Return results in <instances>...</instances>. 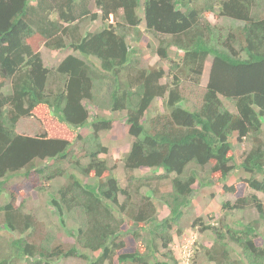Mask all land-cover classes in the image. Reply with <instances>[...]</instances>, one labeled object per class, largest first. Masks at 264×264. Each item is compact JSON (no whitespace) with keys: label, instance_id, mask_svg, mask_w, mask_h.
Wrapping results in <instances>:
<instances>
[{"label":"trees","instance_id":"16d2710c","mask_svg":"<svg viewBox=\"0 0 264 264\" xmlns=\"http://www.w3.org/2000/svg\"><path fill=\"white\" fill-rule=\"evenodd\" d=\"M197 3L0 0V188L20 174H43L46 181L60 178L64 170L61 161L74 163L81 176L95 181L82 185L70 175L49 201L58 215H79L76 244L50 243L45 236L38 239L34 218L22 217L16 193L8 190L10 200L0 208L2 226L18 237L7 239L0 264H18L19 259L24 264H52L74 257L87 260V253L97 254L93 264H177L169 248L171 231L189 205L200 178L196 168L208 167L207 177L224 182L235 168L233 140L243 148L238 166L248 178L240 181L250 195H240L221 208L232 212L252 204L258 218L243 230L229 225L218 229L202 224L200 218L192 226L214 235L212 247L204 252L214 264H264V249L253 241L258 224L264 225V142L259 137L264 126V0ZM211 16L231 19L240 26L222 39L209 21ZM87 19L99 20V28L83 31L80 25ZM140 24L144 32L159 40L155 54L170 63L169 83H161L167 76L162 67L138 69L136 52L127 40L131 37L129 31ZM38 46L51 52L68 49L71 54L48 68ZM170 50L175 59L169 58ZM208 57L211 61L201 101L191 106L180 90L181 79L197 88ZM101 81L108 82L103 106L94 92ZM158 98L165 112L146 121L148 108ZM84 103L98 110L124 113L127 134L132 139L123 158L127 173L139 169L162 171V175L136 185L148 188L139 205L131 202L129 192L119 187L105 161L99 158L107 153L99 143V135L111 130L112 121L99 116L90 120ZM25 118H34L42 126L52 118V123L76 132L74 140L81 142L89 129L87 141L94 146L75 151L72 142L50 136L47 129L33 135L15 132L18 122ZM81 150L86 165L74 160ZM48 160L57 165L37 169V163ZM188 166L195 169L185 175ZM171 175L168 198H159L169 217L158 221L150 198L156 191L149 181ZM207 179H200V183L203 185ZM222 190L237 193L234 185L224 184ZM120 196L124 198L121 203ZM128 219L137 230L134 240L140 238L138 233L144 225L149 227L148 237L145 243L142 238L136 242L132 252H123L124 243L117 240ZM231 245L238 250H232L237 258L228 251Z\"/></svg>","mask_w":264,"mask_h":264},{"label":"rangeland","instance_id":"374dc122","mask_svg":"<svg viewBox=\"0 0 264 264\" xmlns=\"http://www.w3.org/2000/svg\"><path fill=\"white\" fill-rule=\"evenodd\" d=\"M33 1V0H31ZM204 0H198L197 5H202ZM263 6L260 5L259 8ZM91 13L94 12L93 6L90 5ZM262 10V9H261ZM210 23L214 26L218 37H226L229 31H234L238 26L239 22L233 21L231 19L222 17H210ZM80 28L83 31L91 32L96 30L100 26V21H88L83 20L81 22ZM130 38L127 42L130 44L131 48L136 52L135 59L138 60V69H150L153 67H162L165 70V76L161 83H169L171 77L169 75V64L167 60H160L155 54V49L159 45V40L155 37L144 32V25L140 24L137 28L131 29ZM40 52L42 62L44 66L51 68L56 66L65 56L71 54V50L63 49L57 52H51L50 50L44 48L43 46H38L37 48ZM173 50L169 51V58H176ZM211 57H208L206 64L204 66V71L201 76L200 84L197 88L193 87L189 83L181 79L180 90L184 92V96L187 101L193 105H198L201 101L202 90L207 82V73L209 68V62ZM107 81H101L95 87V93L98 95L103 106L105 104L104 99L105 92L107 91ZM4 92H8V87L4 89ZM90 112V120L94 117H103L105 119H110L112 121L111 130L100 133L99 143L101 146L107 149L106 155H99V158L105 161L106 166L110 169V176L117 180L119 187L123 190H127L131 195V202L135 205L140 204L141 197L147 196L148 188L144 185L141 188H136V185L140 182H145V179L154 176L162 175V171H151L148 169H139L131 173H127L123 168V158L129 150L132 139L127 134V125L125 123V115L123 112H111L108 108L97 109L96 106L92 104L84 103ZM165 112V107L163 105L162 99H155L151 103L145 114V120H150L155 117L156 113ZM53 119L45 126L37 124V120L34 118L21 119L17 126L15 127V132L20 133L28 132L30 134H40L45 129L49 131L50 136L56 138H63L72 142V146L75 151L82 147L84 149H90L94 145L92 142L87 141L90 136V131L87 129L82 137L84 142L76 141V132L69 131L65 127L60 126L57 123H52ZM52 131V133H50ZM262 135H260V141L264 142V126L262 127ZM26 134V133H24ZM51 137V138H52ZM232 156L234 163L233 171L228 175L224 182H218L214 179L207 177L208 167L199 169L198 177H200L193 187V192L189 199V205L183 209L182 217L179 220L177 226H174L171 235L172 243L169 245L177 264H214L210 261L205 250L209 249L213 245L214 235L208 233L207 231L201 233L198 229L199 227H193V221L196 218L201 219V223L204 225H211L215 228L221 229L225 225H229L231 228L237 230H243L252 221L257 220L258 215L252 204L247 205L243 210L228 212L221 208L223 203L229 202L233 203L236 197L249 196V189L245 186V183L240 181V179L248 178L247 174L239 168V156L242 152V145L235 140L232 141ZM78 159L79 165H86L87 159L82 158L83 152H79ZM76 152V154H78ZM53 161H46L42 164L37 163V169L41 167H53ZM41 166V167H40ZM60 167H62L63 174L60 178H56L53 181H46L43 179V174H37L35 172L30 173L28 176L17 175L13 176L4 182V185L0 188V208H2L7 202H9L8 190L16 193L17 203L21 206L22 217L28 215L34 218V223L36 225L37 238L45 236V239L50 243L59 242L62 244H76V232L80 227V217L77 213L62 214L58 215L50 206L49 201L52 196H54L57 190L65 185L68 180V176L73 175L82 185H92L95 184L94 179L91 177L85 178L80 175L78 168L74 166V163L61 161ZM193 166H188L185 170V175L190 171L194 170ZM174 175H171L168 179H152L149 181L151 189L156 191L153 197L150 196L151 202L155 209V214L157 220H162L169 217V211L166 206L161 203L159 198H168L171 191L170 179ZM209 178L202 185L200 179ZM216 181V182H215ZM234 185L237 187V193H226L222 190V185ZM258 198L263 201L262 195L257 194ZM123 196L119 197V202L123 201ZM249 199V198H248ZM117 215V214H115ZM144 230L139 231L138 234L140 238L136 241L133 239V233H136V229L132 226L130 220H124L120 228V233L118 235L117 241H123L124 248L123 252H132L136 248V242L142 238V242L145 243L148 237L149 227L144 225ZM256 237L253 239L256 245L261 246L264 249V225L258 224L257 231L255 233ZM18 236L11 232H6L2 226V220L0 215V255L4 249H7L5 243L8 238H17ZM32 238V237H31ZM48 242V243H49ZM232 247V248H231ZM234 246H230L228 249L231 256L235 257V253H232ZM235 249V248H234ZM238 251L237 249H235ZM161 252H166L161 249ZM88 259L83 260L77 257L74 258H61L54 261L52 264H93L95 256L92 253H87ZM188 255V256H187ZM159 258V256H158ZM239 260V259H238ZM17 262V261H16ZM151 262V261H150ZM18 264H24V260L18 261ZM104 264H108L105 262Z\"/></svg>","mask_w":264,"mask_h":264},{"label":"clouds","instance_id":"9594fccd","mask_svg":"<svg viewBox=\"0 0 264 264\" xmlns=\"http://www.w3.org/2000/svg\"><path fill=\"white\" fill-rule=\"evenodd\" d=\"M188 256V255H187Z\"/></svg>","mask_w":264,"mask_h":264}]
</instances>
